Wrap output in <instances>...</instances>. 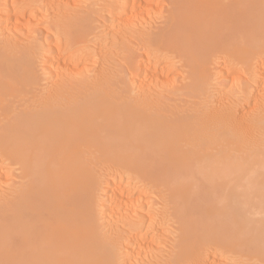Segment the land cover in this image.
I'll return each instance as SVG.
<instances>
[{
	"label": "bare ground",
	"instance_id": "obj_1",
	"mask_svg": "<svg viewBox=\"0 0 264 264\" xmlns=\"http://www.w3.org/2000/svg\"><path fill=\"white\" fill-rule=\"evenodd\" d=\"M151 1L117 0L115 17ZM163 1L161 26L141 35L144 52L130 49L121 74L149 92L164 85L173 69L167 62L175 57L184 74L180 91L192 100L186 106L149 96L125 101L105 58L92 70L95 78L36 98L31 55L0 49V165L9 162L18 180L0 192V264H120L119 250L133 262L140 258L139 264H211L209 256L219 250L264 264V98L252 90L264 73V0ZM15 9L8 24L18 25ZM83 21H72L65 37L87 40L91 29ZM60 55L48 59L52 68L64 64ZM218 56H226L223 69L250 70L238 87L246 94L240 109L191 104L203 99ZM256 64L258 74L251 71ZM148 188L165 200L177 223L174 240L160 246L163 221L156 226V216L138 211ZM101 205L109 213H131V237L99 231Z\"/></svg>",
	"mask_w": 264,
	"mask_h": 264
},
{
	"label": "rangeland",
	"instance_id": "obj_2",
	"mask_svg": "<svg viewBox=\"0 0 264 264\" xmlns=\"http://www.w3.org/2000/svg\"><path fill=\"white\" fill-rule=\"evenodd\" d=\"M156 1L157 0H153L149 2L148 4L150 5H146L145 7L144 6H141L142 8L139 7L140 11L138 9L131 10L134 11L135 13L134 12L131 13V11L129 10L130 12H125L121 16L115 17V9H116L115 3L117 2V0H0V20H1L0 49H3L6 52H9L13 55L14 54L19 55L21 52L24 51L28 52V54L31 55L30 57H28L29 65H31L30 73L32 72L31 76L36 80V84L33 86L31 93L36 98L46 96L48 93L52 91V89H54L57 86L74 84L80 80H81L80 82H83L85 81L84 79H86V77H87L86 80L95 78L94 77L95 73L99 69L97 67H100L98 66V64L101 63L100 60L101 58H105L107 63L106 66L104 65L105 63H103V65L106 67L105 70H108V72L110 71V73L112 72V74L116 73L115 78L116 79L118 78V80L117 83L114 82V84L117 85V87L115 85L116 88L115 90L116 92H119L120 90L123 93V94L120 93L122 94L120 96H122L125 99V101L132 100L130 101L132 103L133 101L138 102L142 100L145 96H149L157 101H159L160 99L162 102L164 101V103L166 104H171L174 106L178 105V107L186 106L192 100L187 99V97H185L184 94L180 91V86H181L180 83L181 80L184 78V74L180 70H178L179 64H177L178 60L175 59V57L173 58L170 57L171 59L170 61H168L169 63L167 62L169 66L171 67L173 66V69H171L170 72L167 74V76L164 77V81H165V83H163L164 85H162V87H159L158 89L155 90L153 89L154 91L153 90L149 92L144 91L145 94H143L144 92L141 93L140 91V89H144L145 87L143 88L142 87L140 88V86L138 87L137 83L134 82L135 78H133V80L130 78V80L128 81L129 77L126 74L125 76H122L121 74L125 68L124 67L125 66L124 62H126L125 59L127 60L126 57L129 54L127 52H129L130 49H135V48L141 49V46H138L141 44L138 43L141 42L140 41L141 35L147 33L148 31L156 30L158 27L161 26L163 16L166 15L164 12H162L164 8H166V4L163 3L164 2L163 0H158L157 2ZM19 5L24 8L20 10L21 7ZM16 7L17 9H15ZM147 7H150L151 10L149 8L147 9ZM13 8L15 9V11L17 10L18 12L17 16L20 18V20H17L19 22H16L18 23V25L11 23L13 25L12 26L11 24L7 23L8 22L7 19L14 11ZM159 9L160 12L158 13ZM20 11L22 13H20ZM146 11H148V14ZM117 17L121 18L119 19L120 21L118 20ZM123 19H125L128 24ZM81 20L82 21L88 20L87 24L89 23L88 25L91 29L90 30L91 35L89 34L88 38L86 39L91 40L90 42L89 41L87 42V40L74 41L69 38H66L67 36L64 35L68 33L67 27L70 26L72 21L79 22ZM122 21L125 22L122 23ZM61 31L63 32L62 34H60ZM63 36L64 37L66 36L65 37L66 39ZM90 48L91 50H89ZM140 49L138 51L144 52L143 49L141 50ZM39 50L41 51L38 52ZM59 52L61 53L60 56L63 60V61L61 60V62H64L65 66L71 65V67H73L74 70L70 72L67 71L66 69H64L65 67L64 64L62 66H58L59 64L58 63L56 64L57 66H55L54 68H52L48 64V59L52 57H56V55H58ZM140 52L139 54H142ZM79 56L80 57L82 56L81 57L82 59L80 58L79 59L80 62L77 61V63H75L74 61H76L77 57ZM223 57L226 58V56L216 57L214 61H212V63L210 64L211 67L209 68H211L210 70L211 72L209 73L210 75L207 77V81H205L204 83L203 91L201 93L202 95L200 96V97L203 96L204 97L203 99L199 98L197 100L196 99L193 100V102H191L193 106L196 105L198 107H201V109L203 107L204 108L207 107L205 108L206 110L208 109L212 110V109H216V106L217 108L218 106H221L222 103L223 104L228 103L227 105L230 106L233 105L232 107H234V109H240L245 105L242 104L244 100L240 99V95L244 99L246 97V94L243 90H241L242 88L240 85L241 84L243 85V83L249 79L248 72H250V70L240 66L232 67L229 69L228 68L223 69L225 68V66H223L225 61ZM42 58L44 60H42ZM71 61L74 62L75 64L72 63ZM122 62L124 66L122 65ZM257 62L258 61H255V63ZM70 63H72L73 65ZM81 63L83 65L85 63L84 67L88 69L87 73L83 71L85 73L81 74L80 71L83 70L82 69L83 65ZM258 64L254 65L253 67L256 68L257 70L253 69L251 71L253 72L258 71L260 73L261 65L257 67ZM49 66L50 68H48ZM94 66L96 67V69ZM263 66L264 65L262 64L263 69L261 71H264ZM93 67L94 69H92ZM227 69L229 72L227 71L225 74L224 70ZM89 70L90 71L93 70L95 73H93V71L90 72ZM258 72H256V74H258ZM262 74H263L262 75L263 79H261L262 77H259V75H257L258 76L257 81L252 90L255 92V94L256 93L258 95L260 94L258 97L264 98V81H261L264 80V73ZM82 78H84L83 81ZM208 78L210 80H208ZM257 86L259 87L260 90L258 89ZM238 87L241 89H239ZM255 87L257 88L258 91L255 90L256 89ZM237 89L239 92L236 91ZM241 91H243V93ZM243 94L245 97L242 96ZM248 98H249L248 101L245 103H247V105L249 106L252 104V100L250 97ZM240 101H242V103ZM197 102L201 104V106H199ZM240 103H241V107H240ZM6 163L9 164V162ZM6 163L2 164L3 166L0 165V167H2L1 168L2 170H6V172H9L11 175L10 174L6 175V172L3 173L4 171H0L2 172L0 173L1 176L0 190L3 189L0 192H4V191L9 192L10 189L12 190L13 188L12 186L18 183L16 182L18 180L15 178L17 172L14 171L13 167L12 169L11 166L7 165ZM4 166L6 169H4ZM97 169L100 170V167L98 166ZM132 183L134 184L137 182L134 181ZM144 194H145L144 195L145 200L150 201L149 203L150 206H148L149 204L147 205L145 200H143L142 201L143 205L141 204L140 209L138 210L140 213L139 215L142 216L148 214L153 217L156 216L157 219L154 217V219H156L155 220L156 226H158L156 222L159 223V221L161 222V220L164 222L165 220L164 223L161 222L162 225L159 223V228H161L160 233L162 234V235L160 234L161 237L160 235L158 237L160 239L158 240L157 243L159 246L164 241H168V242L173 241L174 237H176L175 234L176 231H174V228L177 227L176 225L177 223L174 218L169 217L171 213L169 211V207L166 208L165 200L163 198L161 199L160 197H157V195L154 194V191L151 188L146 189V193ZM100 201L102 202L103 200ZM101 206L103 207V205ZM102 207L99 206V208L95 213L97 214L96 221L98 220L97 223L99 224L98 226L99 231L105 237L110 236V238H112L111 236H113L115 232L119 235H124L125 237L128 234L126 238L131 237L132 233H130L129 232L130 230H128L130 229V227L128 224H127L128 226L126 225L127 223L126 220L127 218H129L131 213L127 212V210L122 212L120 211L121 213L119 211L116 212L117 210H114L115 211L114 213L113 211H110L109 213V211L105 210V207L103 208ZM165 208L167 209V212L165 211ZM106 211L109 213V215ZM111 213H113L114 215L113 214L111 215ZM158 216L161 218H159ZM120 232H124V233L120 234ZM130 240L131 239L125 240V244L126 245L130 244L131 243ZM147 243L149 244L148 241ZM161 250H163V251L159 250L161 254H166L168 252L167 249L161 248ZM119 252L120 254L118 253V258L120 257L119 258V260H121L120 264H133V263L136 264V261L139 264L140 258L134 256L133 257L134 260H136L135 258H137V260L133 262L132 257H129L131 259L128 260V258L126 257L127 255H124L123 251L119 250ZM209 258L211 264H257L256 263L257 261L250 260L246 257L241 256L240 254L235 255L228 251H223V250H219L211 253ZM258 263L260 264V262Z\"/></svg>",
	"mask_w": 264,
	"mask_h": 264
}]
</instances>
